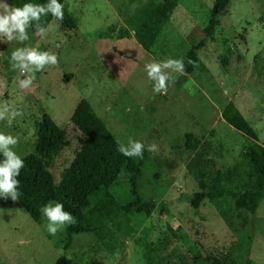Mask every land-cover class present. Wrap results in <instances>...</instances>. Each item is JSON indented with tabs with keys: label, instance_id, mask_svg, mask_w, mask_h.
I'll return each instance as SVG.
<instances>
[{
	"label": "rangeland",
	"instance_id": "1",
	"mask_svg": "<svg viewBox=\"0 0 264 264\" xmlns=\"http://www.w3.org/2000/svg\"><path fill=\"white\" fill-rule=\"evenodd\" d=\"M164 1L65 0L75 28L52 18L43 39L32 27L23 44L0 41V107L15 105L23 112L11 126L0 121V132L19 138L14 150L21 158L35 152L37 123L48 112L70 141L51 168L59 182L84 143L71 117L86 99L121 143L159 146L158 153L144 152L139 189L146 200L167 204L164 213L127 214L98 233L76 236L65 249L66 228L52 236L46 217L35 221L18 200L0 197V264H57L63 254L67 264H223L226 255L229 264H264V198L254 214L237 208L228 195L207 198L198 208L190 203L199 189L198 172L210 185L219 171L224 188L241 192L258 179L245 151L249 142L264 146V0H231L210 37L205 28L215 0H176L147 49L135 35L137 17ZM203 38L198 51L203 65L187 80L173 74L166 96L155 93L144 64L184 61ZM19 47L59 59L36 73L30 89L19 87L12 67L11 53ZM231 101L257 140L223 119Z\"/></svg>",
	"mask_w": 264,
	"mask_h": 264
},
{
	"label": "trees",
	"instance_id": "2",
	"mask_svg": "<svg viewBox=\"0 0 264 264\" xmlns=\"http://www.w3.org/2000/svg\"><path fill=\"white\" fill-rule=\"evenodd\" d=\"M65 0H60L63 4ZM15 7L25 3L41 4L47 0H10ZM231 0H215L211 16L205 28V37L213 35L220 24ZM176 6V0H165L163 3L151 4L142 9L137 17L135 35L140 44L151 49L156 42L162 24L166 23ZM64 20L61 24L67 28H75L76 21L64 7ZM53 17L44 18L46 25ZM34 28V27H33ZM35 31V28H34ZM205 44V38L192 45L184 59L187 74H192L199 65H203L198 51ZM191 60L192 63H188ZM223 119L245 136L258 139V134L242 111L234 102H229L222 111ZM72 122L83 133L84 143L71 164L65 168L59 182L51 170L56 157L69 145L67 131L60 127L52 116L44 111L37 123V139L35 152L22 159L25 167L18 179V201L38 221L42 217L40 209L49 202L62 203L66 211L76 218L74 226L66 227L68 240L65 249L69 248L76 236L95 234L110 222H119L131 213L151 215L158 210H167L165 202L156 203L146 200L140 193L139 182L143 175L142 166L145 158L136 161L122 155L117 148V137L103 119L95 113L86 99H81L72 114ZM254 142V141H253ZM249 142L245 154L251 159L258 175L255 184L241 192L226 189L222 185V177L217 171L210 185L206 184L201 172L196 174L199 189L190 196L193 208L200 207L203 200L221 196H231L235 206L255 213L264 198V146ZM145 156V155H144ZM3 157L0 155V160ZM194 165H197L195 162ZM147 261L153 263L150 251L146 253ZM223 264H229L225 256ZM57 264H67L65 254L61 255ZM251 264V263H250Z\"/></svg>",
	"mask_w": 264,
	"mask_h": 264
},
{
	"label": "clouds",
	"instance_id": "3",
	"mask_svg": "<svg viewBox=\"0 0 264 264\" xmlns=\"http://www.w3.org/2000/svg\"><path fill=\"white\" fill-rule=\"evenodd\" d=\"M64 4L60 0H47V3H25L22 7L10 6L6 0H0V41L11 44H23L29 40L28 29L34 27L36 35L40 38L47 37L52 24L45 25L43 20L49 14L54 20H64ZM57 47H60L57 44ZM12 67L19 72L16 78L21 89H30L35 81L36 73H42L47 68L59 63L58 56L49 51H40L34 47H19L11 53ZM188 63H192L191 60ZM144 72L153 82V91L166 96L169 84L173 81V74L186 75V65L182 59L169 58L162 62H146ZM23 116L22 110L15 105L4 104L0 107V121L7 120L11 126L13 120ZM19 143V138L11 134L0 132V197L18 200L20 180L18 177L25 167V161L14 150ZM118 151L129 158L143 159L145 150L158 153L159 146L155 143L145 146L138 140L129 139L125 145L116 139ZM46 217V230L56 236L68 226H74L77 221L74 215L65 210L62 203L49 202L40 209Z\"/></svg>",
	"mask_w": 264,
	"mask_h": 264
}]
</instances>
